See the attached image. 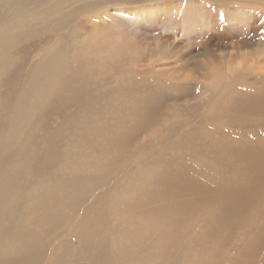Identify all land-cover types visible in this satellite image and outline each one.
<instances>
[{"label":"bare ground","instance_id":"bare-ground-1","mask_svg":"<svg viewBox=\"0 0 264 264\" xmlns=\"http://www.w3.org/2000/svg\"><path fill=\"white\" fill-rule=\"evenodd\" d=\"M100 1L0 0V264L40 263L39 260L46 254L49 240L53 237V226L59 223L60 218L65 217L61 213L76 205L74 195L80 192L78 190L84 180L80 175H86L79 169L82 166L77 160L84 141L92 140V145L88 143L89 147L105 160L120 158L134 148L131 152L138 151L135 141L140 135L143 117L135 115L130 120H125L124 114L127 113L120 110L101 118L100 106L92 107L95 93L91 98L92 92L85 77L109 71L114 52L122 50H130L120 55H130L132 60L126 59L124 65L127 66L123 67L131 70L142 50L132 49L130 45L137 44L139 47L143 44L141 31L143 32L144 24L152 20L151 12L137 14L111 9L108 10L110 14L108 13L106 22L112 24V32L107 29L106 24L101 27V21L91 23V30L90 26H86L95 41L104 43V51L97 53L89 35L80 32L81 25L78 23L71 25L65 33H53L87 6H91L93 10L97 4L108 7V4L128 2ZM168 3L161 14L166 10H173L175 2ZM187 3L190 4L187 15L201 8L206 12L209 10L207 15L212 16L204 19L205 15L200 14L199 20L187 21L185 29L198 35H201L204 27L210 30L237 27L239 24L236 19L244 20L249 17L245 13H238L239 17L236 18L225 11L211 12L205 6L196 7L193 0H188ZM115 33L120 35L118 41L113 39ZM49 37L52 38L50 44L38 53L40 46H36ZM144 48L146 47L141 49ZM33 49L34 52L37 51L34 55L30 54ZM131 81L134 85L142 84L138 76ZM155 81V86L166 85L165 91L170 88V84L161 78H156ZM222 81L224 77L217 71L210 80L197 86L199 103L188 109L187 118L197 115L198 111L210 118L213 117L210 114L212 112L221 116L233 113L230 116L235 118L231 119V123L241 129L235 133L229 131L230 135L220 128L212 133L199 125L193 126L182 138L175 140L172 149L158 150L144 167L130 172L134 193L128 196L129 192L123 190L118 195L108 196L104 201L107 206L102 209L98 198L93 211L88 209L83 212L77 232V238L83 244L79 255L73 250L62 252L59 248L62 241H58V245H54L56 250L49 251L44 263L173 264L171 260L161 262L158 255L144 259V251L155 246L157 252L162 249L166 255L169 254V241L176 237L177 224L184 221L185 212L194 205L199 209L209 210V214L202 217L203 227H192L187 236L195 242L204 237L205 241H209L211 237L212 243L209 244L215 254L217 238L213 234L216 231H228L229 225L237 220V214H242L244 208L255 199L253 190H256V179L260 176V179L264 178V76L242 78L237 80V85L229 83L225 88ZM118 86L115 90H118ZM103 98L104 96L100 99ZM141 99L148 104V100ZM204 99L206 101L201 103ZM72 101H77L82 111L79 113L80 123L71 134L68 135L67 130L75 125L73 118L63 121L52 131L45 132L60 104ZM152 104L154 105L151 103V106ZM237 110L242 116L250 114L255 117L237 121ZM61 125L65 127L62 131L59 129ZM98 126L102 130L98 137L92 139ZM177 128V122H170L154 140L163 143ZM149 145V142H145L146 147ZM185 145L191 148L194 145L193 150L199 146L197 150L205 154L214 152L212 161L193 159ZM237 151L241 153L238 157ZM231 154L236 157L231 159ZM221 159L245 165V172L250 176L246 185L238 182L237 186V180H229L220 173L222 170L215 168V164L220 163ZM55 160H59V169L48 172L49 165ZM30 178L36 185L32 182L22 187ZM233 178H237V175ZM161 184L164 185L163 189H157L156 186ZM27 195L32 196L26 207L27 214L17 217L21 214L20 200ZM163 198L172 200L161 201ZM213 204L216 206L214 211ZM55 211L59 213L56 215ZM118 211L121 212L120 217L129 222L133 216L141 222H153L159 228L133 229V226L126 236L119 234L117 227L111 222ZM225 216L231 217L224 219ZM153 233L155 237L152 239ZM196 236L199 237L195 238ZM144 238L150 241H147L148 245ZM110 239L116 242V247L107 245ZM70 246L73 245L67 244V247Z\"/></svg>","mask_w":264,"mask_h":264},{"label":"rangeland","instance_id":"rangeland-1","mask_svg":"<svg viewBox=\"0 0 264 264\" xmlns=\"http://www.w3.org/2000/svg\"><path fill=\"white\" fill-rule=\"evenodd\" d=\"M173 1L175 2L173 4V10H166L164 14H161V11L169 4L168 2ZM187 1L188 0H128L127 3L108 4V7L98 6L97 4L94 6L93 10L91 6H87L81 9L73 19L64 23L62 27H59L53 32L54 35L57 33H65L70 29L71 25L78 23V25H81L80 32L89 35L93 42V49L96 50L97 53L99 51H104V43L95 41L93 35L89 34L88 31L91 30L93 22L101 21L103 23L101 27L106 24L108 27L107 29H110L112 32V24L109 23V25L106 22V19L109 17L108 13L111 9H121L128 13L137 14H147L151 12L150 17L152 20L146 22L142 29L143 32L141 31V37H144L143 44L139 47L137 44L130 45L132 49L137 51L142 50V52L139 51L140 55L136 59L137 62L134 63L131 70H127L123 67L127 66L124 65L126 59H128V61L132 60L130 55H120L130 50H122L114 52L112 66L109 71H102L85 77V80L90 85V90L92 92L91 96L95 93L93 95L94 101L92 107L97 105L100 106L101 118H106L109 113H118L120 110L123 113H127L124 114L125 120H130V117L135 115L143 117L142 129L140 128V135L135 141L138 145V151L131 152L135 150L134 148L120 158L105 160L97 154L96 150H92L89 147V144L92 145V140H88V142L84 141L81 144L77 160L82 166L79 167V169L86 175L82 173L80 175L84 180L80 190H78L80 192L74 195L76 205L73 209L71 206L68 207V209L66 208V210L64 209L61 213V215L65 214V217L60 218L58 221L59 223L53 226L55 227L53 237L49 240L46 254L39 260V264H46L44 261L47 259L49 251L51 249L53 251L56 250L57 247H54V245H58V241H62V246H59L62 252L73 250L75 254L77 253V255H79L83 250V244H80L77 238V232L79 229L78 223L83 212L88 209L93 211L98 198L101 201L100 208L102 209L107 206V203L104 201L108 196L118 195L123 190L124 192H129L128 196L134 193L135 190L132 191L131 185L132 178L129 176L130 172L144 167L158 150L172 149L175 140L180 137L182 138L193 126L199 125V127L206 128L205 130L212 133H214L217 128H220V130H226L228 134H230L229 131L235 133V131L238 132V130L241 129L238 125L236 128L233 126L235 124L231 123V119L235 118V116H230L234 115L233 113L221 116L216 112H212L210 114L213 115V117L210 118L203 112L198 111L197 115L191 114L193 117L187 118V111L193 104L199 103L197 99L199 87L197 86L202 82L210 80L217 71L224 77V81H222V86L224 88L226 85L228 86L229 83L237 85V80L242 78H260L264 76V0H193L196 7L202 5L209 8L211 12L213 10L225 11L236 18L239 17L238 13H245L250 17L244 20L236 19L239 24L237 27H229L223 30H210L204 27L201 35L186 30L185 26L188 24L187 21L199 20L200 14L205 15L203 17L204 19L212 18V16L207 15L209 10L206 12L205 10H201V8L193 10L187 15L186 13L190 6ZM100 2L104 3L103 0ZM158 12H160V14ZM86 26H90V30L88 27L87 30ZM113 39L118 41L120 35L115 33ZM51 41L52 38L49 37L45 41L39 43L36 46V48L40 46L38 48V53L42 48L47 47ZM142 47H146L144 48L145 51L141 49ZM34 51L35 49H33V52L30 54L34 55L37 52ZM27 60H29V56ZM136 76L141 78V85H134L132 83L131 79L136 78ZM156 78H161L163 81L168 82L170 88L171 86L172 88L165 91L166 85L155 86ZM113 83H117V85L114 84L113 86ZM117 86L118 90H115ZM93 96L91 98H93ZM103 96L105 99H100ZM141 98H145L146 101L148 100V104L144 103V99L142 100ZM85 99L86 98L83 100L85 101ZM132 99L134 101H132ZM205 101L206 99L202 100L201 103ZM149 102L154 103V105L152 104L151 106L150 103V106H147ZM140 106L144 108L141 109ZM108 107L110 109H108ZM138 110L142 113H139L140 111ZM57 111L56 114L52 115L49 127L46 128L45 132L52 131L54 127L61 124L63 121L73 118V120H75V125L67 130L68 135H70L72 130L80 123L81 115L79 113L82 110H80L77 101H72L62 102ZM135 111L138 112L136 113ZM239 113L240 112L237 110V121L249 120L255 117L250 114L242 116ZM170 122H177L179 125V128H177L178 130L175 129L176 132L175 130L172 131L173 133L167 136L163 143H158L157 140L154 139L160 135V131L162 132L164 127L169 125ZM59 129L61 131L64 130V125H61ZM100 130H102V127L98 126L92 134V139L99 136ZM145 142H149L150 145L146 147ZM38 143L40 145V142ZM185 147L188 152L192 153L193 159L199 161H212L211 157L214 152L213 154H205L197 150L199 146H197L195 150H193L194 145L193 148L187 145H185ZM113 152L115 153V150H113ZM220 153L222 154V152ZM240 155L241 153L237 151V157ZM230 157L233 159L236 155L231 154ZM238 160L237 158V161ZM215 165V168L222 170L218 171L229 180L231 178L232 180H237V186L238 182H243L246 185L250 178L245 172V165L242 163H236V161L233 160L227 162V160L223 161L221 159L220 163ZM59 167V160H55L49 165L48 172L58 170ZM239 169L242 173L239 172ZM231 175H237V178H233ZM260 177L256 179L260 183H258V181L255 182L257 183L255 184L256 190H253L255 199L252 200V203L244 208L242 214H237V220L229 225L228 231L226 230L227 232L219 233L216 231V233L213 234L217 238L215 254L212 252L209 244L212 243V241H210L211 237L209 241H205L204 239L206 238L204 237L195 242L190 236H187V234H189L188 232L192 230V227L198 225L202 228V223L204 222L202 217L208 216L209 214V210L199 209L197 205H194L191 210L185 212L184 221L177 224L178 232L175 235L176 237L169 241V254L166 255V252L162 249L157 252L155 246H151L144 251V259L158 255L161 262L171 260L173 264H264V188H261L264 187V183H262L264 182V178L262 177L263 179H260ZM26 178H24V180ZM32 182L30 178L22 184V187ZM33 183L35 184V182ZM162 187H164L162 184L156 186L157 189H163ZM247 189L245 188V190ZM178 198L180 199V197ZM31 200L32 196L30 197L27 195L22 197L20 200L21 214L17 217H24L27 214L26 207ZM171 200V198H163L161 201L166 202ZM215 208L216 206L213 204V211ZM235 210L237 211V209ZM58 213L59 211H55L56 215ZM120 214L121 212L118 211V215H114L111 222L113 226L117 227L118 233L124 236L132 231L131 227L133 226V229L139 227L141 229L146 228L150 230L151 228H159L153 222H141L139 218L133 216L130 218V223L126 218L120 217ZM134 215L138 216L137 213H134ZM228 217L229 216H225L224 219H228ZM260 233L261 235H259ZM154 237L153 233L152 239ZM198 237L199 236H196L195 238ZM216 238H214L215 241ZM144 241L148 245L147 241L149 240L144 238ZM67 244L73 246L67 247ZM107 245L109 247H116V242L110 239ZM162 248H164V246Z\"/></svg>","mask_w":264,"mask_h":264}]
</instances>
